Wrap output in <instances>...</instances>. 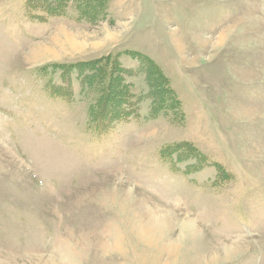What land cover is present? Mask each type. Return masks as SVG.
<instances>
[{
    "label": "rangeland",
    "instance_id": "rangeland-1",
    "mask_svg": "<svg viewBox=\"0 0 264 264\" xmlns=\"http://www.w3.org/2000/svg\"><path fill=\"white\" fill-rule=\"evenodd\" d=\"M103 5L0 0V264H264V0Z\"/></svg>",
    "mask_w": 264,
    "mask_h": 264
},
{
    "label": "trees",
    "instance_id": "trees-1",
    "mask_svg": "<svg viewBox=\"0 0 264 264\" xmlns=\"http://www.w3.org/2000/svg\"><path fill=\"white\" fill-rule=\"evenodd\" d=\"M77 1L80 2V7H77V12L79 13V16L81 18L89 19L91 22H93V19H95L96 16L101 12L100 9L104 6L103 5L104 1H107V0H77ZM109 59H110L109 57L106 58L105 60L106 62L104 65H101L102 61L94 62L93 64L94 66L91 64L87 65L88 66L87 68L89 70H93V72H95V74L92 73L91 75L88 76L87 79L90 82L96 79L100 86L103 87L104 85L105 87H109L110 86L109 83H112L113 81L117 79L116 78L117 77L116 72L118 71L117 66H115L114 64L113 65L111 64V66H109L110 64L109 63L107 64V61H109ZM162 79L164 78L162 77ZM100 100H102L101 97L97 99V101H100ZM90 110H89V114H90ZM92 115L93 116H91V114L89 115L90 123L92 121H95L94 120L95 115L94 114Z\"/></svg>",
    "mask_w": 264,
    "mask_h": 264
}]
</instances>
